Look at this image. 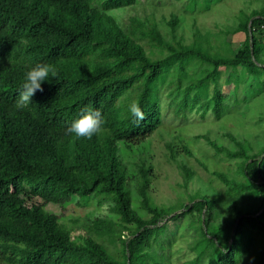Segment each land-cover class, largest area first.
I'll list each match as a JSON object with an SVG mask.
<instances>
[{"label": "trees", "instance_id": "trees-1", "mask_svg": "<svg viewBox=\"0 0 264 264\" xmlns=\"http://www.w3.org/2000/svg\"><path fill=\"white\" fill-rule=\"evenodd\" d=\"M143 1L0 0V264H174L177 234L193 254L180 264H264V115L253 137L199 136L237 164L232 173L212 172L228 207L210 190L157 204L158 173L144 145L168 111L222 121L264 100V0L216 33L195 21L223 0H177L182 16L160 23L133 16L123 27L110 14ZM37 64L57 74L17 110L24 75ZM132 101L143 121L129 113ZM86 106L100 110L103 131L91 139L67 134ZM179 167L185 185L194 182L193 169ZM36 198L44 203L30 206ZM86 198L112 203L87 235L74 237L76 228L46 209Z\"/></svg>", "mask_w": 264, "mask_h": 264}, {"label": "rangeland", "instance_id": "rangeland-1", "mask_svg": "<svg viewBox=\"0 0 264 264\" xmlns=\"http://www.w3.org/2000/svg\"><path fill=\"white\" fill-rule=\"evenodd\" d=\"M143 3L142 6L113 10L110 14L115 16L118 22L125 27L133 16L154 17L160 23L168 21L173 14L182 16L184 12L183 5L177 0H144ZM260 4V0H223L215 5L210 12L197 16L196 26L204 29V32L223 31L234 24L242 9L251 11L259 7ZM195 22L188 19L184 31L187 37L191 35V29ZM245 38V33L234 35V39L239 42L244 41ZM163 99L166 100L167 96L164 95ZM169 103L168 101L163 105L166 110L167 107L169 110ZM263 115L264 100L262 99L255 102L250 110L237 111L222 121H216L211 113L203 117L201 113L194 111L188 114L186 119H181L175 118L174 114L168 111L161 130L152 135L144 144L145 156L154 163L158 173V179L152 189L155 202L166 206L181 202L188 203L189 197L196 192L210 190V194L215 193L225 207H228L230 201L223 195L226 188L213 177L212 172L232 173L237 164L235 161L217 155L206 140L199 136L208 135L211 139L221 142L227 141L225 137L227 133L253 137L262 132L263 125L260 124V119ZM170 144L174 145L175 154L169 148ZM184 145L191 149L193 156H188L183 151ZM180 164L192 168L195 172L194 182L192 181L188 186L185 185ZM42 203H44L42 199L36 198L29 204L32 206V204ZM111 206L112 203L109 201L100 205L96 198H86L82 200V203L76 199L67 207L49 203L46 209L60 216L70 227H75L73 236L78 237L88 234L87 229L91 219L110 215ZM173 225L174 223L171 224V228ZM174 241V264H180L193 258L188 243L182 239L181 234H177Z\"/></svg>", "mask_w": 264, "mask_h": 264}, {"label": "clouds", "instance_id": "clouds-1", "mask_svg": "<svg viewBox=\"0 0 264 264\" xmlns=\"http://www.w3.org/2000/svg\"><path fill=\"white\" fill-rule=\"evenodd\" d=\"M9 62L10 58H9ZM57 74V70L52 64H37L29 69L25 75L22 84L20 85L19 96L15 101V108L23 110L31 104V97L37 90L43 91L42 82L53 78ZM128 111L138 123L145 119V114L140 107L138 101H132L128 106ZM104 118L99 109H93L86 106L81 109L80 117L74 120L66 129V133L73 135L76 138L91 139L94 135H98L103 131Z\"/></svg>", "mask_w": 264, "mask_h": 264}]
</instances>
